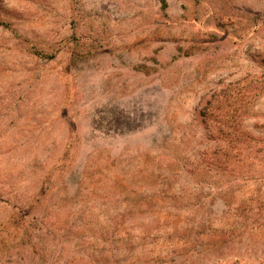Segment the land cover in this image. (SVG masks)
Wrapping results in <instances>:
<instances>
[{
    "label": "rangeland",
    "instance_id": "1",
    "mask_svg": "<svg viewBox=\"0 0 264 264\" xmlns=\"http://www.w3.org/2000/svg\"><path fill=\"white\" fill-rule=\"evenodd\" d=\"M0 264H264V0H0Z\"/></svg>",
    "mask_w": 264,
    "mask_h": 264
},
{
    "label": "trees",
    "instance_id": "2",
    "mask_svg": "<svg viewBox=\"0 0 264 264\" xmlns=\"http://www.w3.org/2000/svg\"><path fill=\"white\" fill-rule=\"evenodd\" d=\"M4 26L8 27L7 25H4Z\"/></svg>",
    "mask_w": 264,
    "mask_h": 264
}]
</instances>
